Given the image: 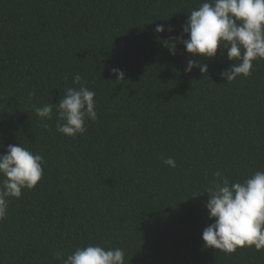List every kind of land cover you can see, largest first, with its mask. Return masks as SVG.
I'll use <instances>...</instances> for the list:
<instances>
[{
    "label": "trees",
    "instance_id": "1",
    "mask_svg": "<svg viewBox=\"0 0 264 264\" xmlns=\"http://www.w3.org/2000/svg\"><path fill=\"white\" fill-rule=\"evenodd\" d=\"M201 2L0 0V153L21 144L44 161L0 220V264H63L54 252L88 244L123 249L125 264H264L254 246L225 254L202 240L213 173L264 171V60L227 83L226 49L187 53L173 38H187ZM189 59L208 72H185ZM76 74L97 120L72 138L57 132L55 104ZM44 104L51 119L34 111Z\"/></svg>",
    "mask_w": 264,
    "mask_h": 264
},
{
    "label": "clouds",
    "instance_id": "2",
    "mask_svg": "<svg viewBox=\"0 0 264 264\" xmlns=\"http://www.w3.org/2000/svg\"><path fill=\"white\" fill-rule=\"evenodd\" d=\"M181 27L187 38L173 39L183 43L191 56L213 58L218 48L227 50L228 60L235 61L220 73L227 83L241 75L250 76L253 62L264 60V0H202ZM167 30L172 32L174 28L169 25ZM154 31L161 33L165 26L158 24ZM172 44L170 49L174 52L176 45ZM194 67L201 73L208 72L207 64L195 59L186 62L184 71L190 73ZM111 72L116 75V81H124L121 69L112 68ZM82 80L76 74L73 83L79 87L66 88L55 104L57 132L72 138L86 132V121L97 120L95 92ZM53 107V104H44L34 111L42 120H48L52 118ZM6 149V153H0V220L6 217L11 199H19L23 189L31 190L43 176L42 155L21 144H9ZM161 159L165 165L176 167L172 157ZM203 192L209 196L206 209L209 219L214 221L202 232L204 247L225 254L253 246L256 251L264 250V171H256L236 182L216 171ZM53 255L63 264H125L123 249H106L99 244L76 247L67 255L59 251Z\"/></svg>",
    "mask_w": 264,
    "mask_h": 264
}]
</instances>
